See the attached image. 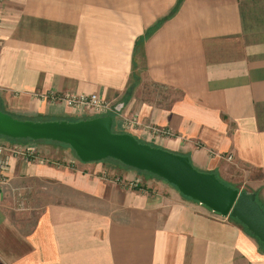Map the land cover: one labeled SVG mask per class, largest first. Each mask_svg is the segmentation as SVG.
Returning a JSON list of instances; mask_svg holds the SVG:
<instances>
[{
  "label": "crops",
  "instance_id": "crops-1",
  "mask_svg": "<svg viewBox=\"0 0 264 264\" xmlns=\"http://www.w3.org/2000/svg\"><path fill=\"white\" fill-rule=\"evenodd\" d=\"M65 92L98 93L116 130L199 170L257 174L264 208V0L0 1V110L87 116L49 96ZM30 144L35 157L0 169V264H264L240 223L167 183L131 187L133 169Z\"/></svg>",
  "mask_w": 264,
  "mask_h": 264
},
{
  "label": "water",
  "instance_id": "water-1",
  "mask_svg": "<svg viewBox=\"0 0 264 264\" xmlns=\"http://www.w3.org/2000/svg\"><path fill=\"white\" fill-rule=\"evenodd\" d=\"M114 112L79 118L23 119L0 110V136L9 140L53 142L70 147L81 162L116 160L175 186L184 197L214 213L239 221L264 245V208L254 191L226 184L214 172L196 168L188 155L144 142L115 129Z\"/></svg>",
  "mask_w": 264,
  "mask_h": 264
},
{
  "label": "built area",
  "instance_id": "built-area-1",
  "mask_svg": "<svg viewBox=\"0 0 264 264\" xmlns=\"http://www.w3.org/2000/svg\"><path fill=\"white\" fill-rule=\"evenodd\" d=\"M2 1V0H0ZM50 98L52 101L61 100L67 107L76 112H85L87 116L102 115L110 112H114L112 105L103 99L98 93H51ZM136 124L135 118H126L123 120L124 127L130 128ZM154 133H163L166 136H170L172 133L168 129H159L156 127H150ZM26 159H30L36 156V149L33 145H6L0 141V169L7 170L9 161L12 156H19ZM225 159L230 161L232 155H224ZM140 179L136 178L129 180V186L138 187Z\"/></svg>",
  "mask_w": 264,
  "mask_h": 264
},
{
  "label": "rangeland",
  "instance_id": "rangeland-1",
  "mask_svg": "<svg viewBox=\"0 0 264 264\" xmlns=\"http://www.w3.org/2000/svg\"><path fill=\"white\" fill-rule=\"evenodd\" d=\"M0 139L1 140H3V139H6V138H3V137H1L0 136ZM22 141H23V143H22ZM7 143V142H6ZM30 143H34V142H29V141H25V140H19L18 141V143H15V144H13V143H11V144H13V145H20V146H22V144H25V145H29ZM39 143V142H38ZM41 143H50V142H41ZM62 147H64V148H66L67 146L66 145H63ZM67 149H70V147H67ZM69 152L71 153V154H73V151L70 149L69 150ZM69 153V154H70ZM65 155V154H64ZM74 155V154H73ZM69 155H67V157H68ZM66 158V157H65ZM80 161V160H79ZM81 162V161H80ZM105 162L106 163H110V164H115V165H117L118 167H121V168H124V169H129V167H127V166H125V165H123L122 163H120V162H118V161H116V160H112V159H107V160H105ZM235 169V168H234ZM133 170H135V169H133ZM135 171H137L138 172V177H139V179L141 180V181H143V182H145V180L146 179H148V178H151V179H155V180H157V181H159V182H163V183H167V185L169 186V187H174V189L175 190H177L176 188H175V186H173L172 184H170V183H168L167 181H165V180H163V179H161V178H159V177H157V176H155V175H152V174H150V173H148V172H144V171H138V170H135ZM244 173V174H243ZM243 173H241L242 175H245L244 177L242 176V177H239L240 176V174H238L239 176L237 177V179L235 178V177H233V175H230V176H226V177H220L218 174V178L221 180V181H223L224 183H226V184H229V185H232V186H234V187H236V188H238L239 190H247V191H253V189H252V187H253V184H252V181H250L251 179L250 178H254L255 176H257V174H252L251 172H250V174L249 175H247L248 174V172H243ZM132 180V179H131ZM178 191V190H177ZM37 192H36V190H35V186H33L30 190H29V192H28V194H26V196L24 197V200L27 202L28 201V203L25 205V208H27V210L28 209H31V208H33V206H34V204H35V200H36V197H37ZM258 241V240H257ZM263 247H264V245L263 244H261Z\"/></svg>",
  "mask_w": 264,
  "mask_h": 264
},
{
  "label": "trees",
  "instance_id": "trees-1",
  "mask_svg": "<svg viewBox=\"0 0 264 264\" xmlns=\"http://www.w3.org/2000/svg\"><path fill=\"white\" fill-rule=\"evenodd\" d=\"M50 144H57V145H61V144H58V143H53V142H50ZM153 175V174H152ZM138 187H140V185L138 186ZM257 200H258V198H257ZM258 202L260 203V201L258 200ZM261 204V203H260ZM261 206H262V204H261ZM263 207V206H262ZM232 219H234V218H232ZM235 221H237L236 219H234ZM238 223H240L239 221H237ZM241 224V223H240ZM242 225V224H241ZM243 227H244V225H242ZM245 228V227H244ZM246 229V228H245ZM247 231V230H246ZM260 243V242H259ZM260 244H262V243H260Z\"/></svg>",
  "mask_w": 264,
  "mask_h": 264
}]
</instances>
